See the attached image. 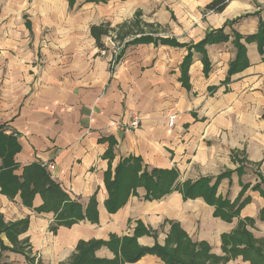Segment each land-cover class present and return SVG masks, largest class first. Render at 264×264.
Masks as SVG:
<instances>
[{
	"label": "crops",
	"instance_id": "crops-1",
	"mask_svg": "<svg viewBox=\"0 0 264 264\" xmlns=\"http://www.w3.org/2000/svg\"><path fill=\"white\" fill-rule=\"evenodd\" d=\"M146 1L0 0V130L14 136L20 147L13 175L23 182L25 167L49 163V179L84 214L90 212L70 227L60 225L56 213L40 210V193L26 202L21 192L9 196L0 186V264H71L80 244L99 242L96 258L113 261L122 245L117 241L136 231H144L137 236L140 248L159 244L172 249L176 225L193 244H207L216 264H252L233 256V246L223 238L243 227L264 242V48L246 41L264 25V0H224L222 11H216L222 0ZM108 3L121 6L127 20L142 6L158 5L154 17L171 35L140 34L110 67L95 50L103 42L97 32L103 23L73 27L79 35L87 25V40L51 34L42 41L41 26L35 27L30 17L35 9L56 18L54 34L66 31L65 8L71 12ZM127 20L113 26L121 28ZM219 30L229 40L204 46L210 67L192 49L185 75L190 49ZM33 34L35 39L28 37ZM238 34L249 66L229 75ZM144 37L157 42L133 43ZM165 39L181 46L159 41ZM136 113L142 124L128 130ZM133 157L149 172L175 170L179 187L208 178L212 187L224 176L216 198L234 210L248 201L237 215L224 219L204 196L185 198L174 191L152 201L141 187L111 213L106 179L121 161ZM3 164L0 155V174ZM125 264L164 262L145 255Z\"/></svg>",
	"mask_w": 264,
	"mask_h": 264
},
{
	"label": "trees",
	"instance_id": "trees-1",
	"mask_svg": "<svg viewBox=\"0 0 264 264\" xmlns=\"http://www.w3.org/2000/svg\"><path fill=\"white\" fill-rule=\"evenodd\" d=\"M220 6L216 11H222L227 3L224 0L218 3ZM242 39L241 35H235V46L238 48V54L230 66L229 75L239 73L249 66V61L246 58V48L240 44ZM229 40V36L224 34L223 31H215L209 33L207 37L199 44L194 45L190 49L188 56L184 59L183 69L186 70L192 59L191 51L196 49L202 55V61L205 63V67H210V61L206 59L205 45L219 44ZM162 44H169L174 47H180L176 41L173 40H159ZM247 42L257 41L260 45V49L264 48V25H260L259 33L252 37L246 38ZM142 42L145 44L151 42H157L152 37H144L137 39L135 42ZM119 56V61L123 55ZM187 77V76H185ZM20 147L17 140L12 135H6L3 130H0V155L3 157L4 171L0 174V186L5 194L11 196L17 192H21L24 201L31 202L35 193H40L44 197V204L40 210L51 211L57 214V220L60 225L70 227L78 221H82L88 218L87 214L83 213V210L77 202H74L67 196L61 189L60 185L56 182H52L46 173V167L43 164H31L25 167V173L23 176V182L13 175L17 165L15 164V156L19 152ZM112 151L109 152L111 154ZM115 170L114 176L108 175L107 188L109 191L110 199L107 203V207L111 213L118 211L123 207L130 196L136 195V190L143 187L146 192V200H159L174 191L183 193L185 198H195L204 196L210 206H215V215L228 219L231 216H235L243 208L244 204L248 201L245 200L241 206L234 210L230 203L223 201L220 198H216L217 187L224 176H219L216 179V183L210 187V183L213 179H201L194 184H186L184 187L177 185L178 173L175 170H162L155 168L152 171H148L142 165V161L139 158H127L121 161ZM260 186V185H259ZM259 188V187H257ZM256 188V189H257ZM264 194V192H262ZM95 201L92 202V209L96 214ZM144 232V231H142ZM141 231H136L133 237H128L123 241L118 240L117 243L122 244L116 258L113 261L102 260L96 258L95 251L101 244L95 243H82L78 247L77 255L71 264H125L136 263L145 255H153L159 257L164 264H216L215 259L210 254V248L207 244H193L191 240L180 231L179 226L176 225V235L174 242L176 248L162 247L159 244L153 248H140L137 245V236L142 234ZM240 236V238L238 237ZM224 244L232 245V255L242 256L244 259L250 261L252 264H264V242L255 241L253 236L249 234L245 228H241L234 234L223 238ZM242 246V249L236 248Z\"/></svg>",
	"mask_w": 264,
	"mask_h": 264
},
{
	"label": "rangeland",
	"instance_id": "rangeland-1",
	"mask_svg": "<svg viewBox=\"0 0 264 264\" xmlns=\"http://www.w3.org/2000/svg\"><path fill=\"white\" fill-rule=\"evenodd\" d=\"M151 1L152 0L146 1V3H150ZM142 7L144 9L137 10L133 17H129V20L124 19V17L121 16V6L116 4H113L112 6V3H108L106 7L95 6L93 4L82 6L81 8H77L76 10L71 12L68 8H65L66 12L63 18L66 31L63 30L62 32H54V34L52 33V30L56 28V18L50 17V15L49 18L41 12H34L35 9L31 11L30 17L33 18L32 21L35 24V27L36 24L38 27L41 26V29H39L40 32L36 29L35 32H39L38 37L41 38L42 41L49 39L51 34L65 35L66 37L70 38L69 36L74 34V32L72 31L73 27L78 29V27L83 26L85 22L90 26H92V24L103 23L104 25H100V29H97V32H99L103 36V42L101 43V47L99 49L95 48V50L98 52L97 54H99L100 59L106 65L112 67L116 65L115 63L119 59V56L124 50H126L125 48L127 47V43L134 40L140 34H153L155 36L162 37H164L165 35H171L170 28L168 26L163 27L162 25L158 24L154 17V15L161 10L158 5ZM117 16L121 17L117 18ZM72 19H76V21H73ZM121 20H127L124 22L128 23L123 24L124 26L121 28L116 27V25L113 26V23H120ZM46 22L47 25H44ZM86 26L87 25L84 26L85 30L79 33L80 36L75 34L74 36L87 40L86 33L88 27ZM28 37L35 39V34ZM128 49L130 50L131 48ZM135 117H137V119H141L140 114L138 113L134 114L132 119ZM130 123H132V120ZM129 124L127 125V129L129 128Z\"/></svg>",
	"mask_w": 264,
	"mask_h": 264
},
{
	"label": "built area",
	"instance_id": "built-area-1",
	"mask_svg": "<svg viewBox=\"0 0 264 264\" xmlns=\"http://www.w3.org/2000/svg\"><path fill=\"white\" fill-rule=\"evenodd\" d=\"M170 120H171V124H174V122H175L174 117H171ZM140 124H141V119L140 118L137 119V117H135L132 119V123L129 124L128 130H130V129L137 130L139 128ZM43 166H45L47 169H50V170L53 169L52 165L49 163H45V164H43Z\"/></svg>",
	"mask_w": 264,
	"mask_h": 264
}]
</instances>
